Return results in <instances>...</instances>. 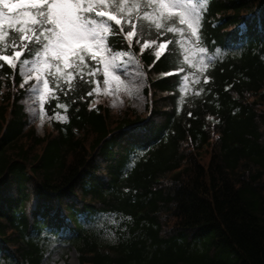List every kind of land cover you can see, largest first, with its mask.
Segmentation results:
<instances>
[{"label": "trees", "instance_id": "1", "mask_svg": "<svg viewBox=\"0 0 264 264\" xmlns=\"http://www.w3.org/2000/svg\"><path fill=\"white\" fill-rule=\"evenodd\" d=\"M195 2L211 63L201 73L184 61L194 53L179 33L159 60L133 43L143 115L91 108L77 79L45 104L40 136L18 67L0 61V264H41L45 229L65 232L79 264H264V0ZM176 67L188 70L165 75Z\"/></svg>", "mask_w": 264, "mask_h": 264}, {"label": "snow or ice", "instance_id": "2", "mask_svg": "<svg viewBox=\"0 0 264 264\" xmlns=\"http://www.w3.org/2000/svg\"><path fill=\"white\" fill-rule=\"evenodd\" d=\"M208 2L201 0L205 8ZM201 24L202 7L195 0H0V61L14 71L19 67L21 88L33 82L29 91L36 94L43 114L45 104L58 101L60 92L67 96L77 79L92 86L87 96L99 88L97 76L104 86L119 85L116 70L131 63L133 54L112 39L114 27L128 49L135 43L141 54L151 52L156 60L173 43L166 33L181 34V47L190 44L185 52L194 53L184 55V61L203 73L211 59L210 49L200 46L206 40ZM153 30L157 38H144ZM187 70L176 67L165 75ZM203 79L207 83L209 77ZM55 107L67 109L63 103ZM56 119H61L59 113Z\"/></svg>", "mask_w": 264, "mask_h": 264}, {"label": "rangeland", "instance_id": "3", "mask_svg": "<svg viewBox=\"0 0 264 264\" xmlns=\"http://www.w3.org/2000/svg\"><path fill=\"white\" fill-rule=\"evenodd\" d=\"M127 51V50H125ZM133 60L124 68L116 70L121 77L119 85L113 83L110 86H102L96 94L102 96L101 99L95 101L94 106L102 103V99H107L108 104L113 106L114 110L120 111L126 104H131L138 113H144L149 102V97L143 92L146 83L145 73L143 72L136 55L133 52ZM27 111L30 113L32 120L40 134H44L48 128L47 118L40 112V104L37 96L29 91L25 99ZM111 219V224H114ZM115 228H107L104 231L106 241H113L116 237ZM41 264H78V252L69 243L65 241L59 234L48 242L45 256Z\"/></svg>", "mask_w": 264, "mask_h": 264}]
</instances>
